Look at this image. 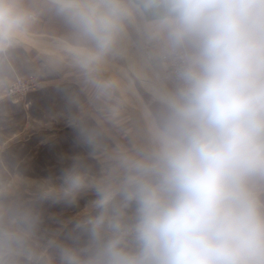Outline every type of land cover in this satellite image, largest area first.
Masks as SVG:
<instances>
[{
	"label": "clouds",
	"instance_id": "clouds-1",
	"mask_svg": "<svg viewBox=\"0 0 264 264\" xmlns=\"http://www.w3.org/2000/svg\"><path fill=\"white\" fill-rule=\"evenodd\" d=\"M43 11L86 74L136 19L151 20L174 66L146 148L100 176L77 160L42 186L66 206L94 195L56 247L60 264H264V0H45ZM38 17L26 0H0V52ZM33 227L29 212L0 218V264L31 255Z\"/></svg>",
	"mask_w": 264,
	"mask_h": 264
},
{
	"label": "rangeland",
	"instance_id": "rangeland-1",
	"mask_svg": "<svg viewBox=\"0 0 264 264\" xmlns=\"http://www.w3.org/2000/svg\"><path fill=\"white\" fill-rule=\"evenodd\" d=\"M130 29L90 74L55 39L26 34L0 52V218L17 211L34 218L31 255L21 264H60L57 245L72 243L75 222L94 199L89 192L77 206L53 203L42 199L44 183H59L77 160L103 175L120 154L146 148L164 115L160 97L174 82L161 53L132 49Z\"/></svg>",
	"mask_w": 264,
	"mask_h": 264
},
{
	"label": "crops",
	"instance_id": "crops-1",
	"mask_svg": "<svg viewBox=\"0 0 264 264\" xmlns=\"http://www.w3.org/2000/svg\"><path fill=\"white\" fill-rule=\"evenodd\" d=\"M26 3L39 13L37 22L27 34L45 39H55L68 47L74 43L71 34L63 23L55 16L43 11L45 0H26ZM129 26L133 29H130V35H128L127 41L133 50L135 48L141 52H151L154 54L163 52L162 43L150 36V19H136ZM157 57H159V54ZM79 79L81 80V77Z\"/></svg>",
	"mask_w": 264,
	"mask_h": 264
},
{
	"label": "built area",
	"instance_id": "built-area-1",
	"mask_svg": "<svg viewBox=\"0 0 264 264\" xmlns=\"http://www.w3.org/2000/svg\"><path fill=\"white\" fill-rule=\"evenodd\" d=\"M158 60L159 62H162L163 64L167 65L168 72L171 75L172 81L174 82V76H173L174 66H173L172 60L168 58L164 53L160 54V56L158 57ZM24 81L30 82L31 79H26Z\"/></svg>",
	"mask_w": 264,
	"mask_h": 264
}]
</instances>
